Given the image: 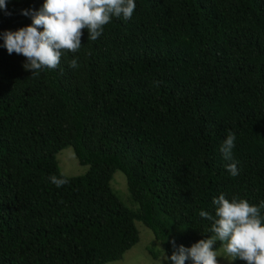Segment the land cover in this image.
I'll use <instances>...</instances> for the list:
<instances>
[{
    "label": "trees",
    "instance_id": "obj_1",
    "mask_svg": "<svg viewBox=\"0 0 264 264\" xmlns=\"http://www.w3.org/2000/svg\"><path fill=\"white\" fill-rule=\"evenodd\" d=\"M43 2L6 0L0 34ZM135 4L38 74L0 35V264L115 261L138 241L136 220L170 256L172 240L212 234L199 213L214 215L219 194L264 201V0ZM230 131L237 176L220 151ZM66 146L90 167L57 188L48 177ZM115 170L136 209L110 188Z\"/></svg>",
    "mask_w": 264,
    "mask_h": 264
},
{
    "label": "clouds",
    "instance_id": "obj_2",
    "mask_svg": "<svg viewBox=\"0 0 264 264\" xmlns=\"http://www.w3.org/2000/svg\"><path fill=\"white\" fill-rule=\"evenodd\" d=\"M135 8V0H44L38 10H21L22 15L31 18L30 24L15 31L5 30L0 35L8 54L22 55L25 57L24 69L38 74L45 68L56 69L65 51L78 52L83 30H87V39L95 41L113 17L127 21L132 18ZM0 9L11 15L6 0H0ZM68 63L73 69L80 66L77 58ZM235 140V133L230 131L220 145L224 159L231 161L226 168L233 176L239 174L237 162L233 159ZM48 179L57 188L69 182L63 173L50 175ZM213 204L214 215L204 210L199 213L212 222V234L190 247L177 246L172 240L174 250L162 260H170L172 264H186L187 261L191 264H219L216 248L219 242L231 261L239 259L244 264H264V217L261 216L264 201L257 206L244 198L229 200L221 193L213 198Z\"/></svg>",
    "mask_w": 264,
    "mask_h": 264
},
{
    "label": "rangeland",
    "instance_id": "obj_3",
    "mask_svg": "<svg viewBox=\"0 0 264 264\" xmlns=\"http://www.w3.org/2000/svg\"><path fill=\"white\" fill-rule=\"evenodd\" d=\"M25 63V62H24ZM23 63V64H24ZM56 161L61 173L65 176H79L86 173L89 165H81L74 154L71 146H66L55 154ZM110 188L118 196L120 201L128 208L136 209L127 190L126 179L123 173L115 170L110 180ZM135 226L139 231L138 241L124 254L120 259L105 262L103 264H170L169 260H162L166 255L159 241H157L153 233L141 221L136 220ZM218 250L219 264H230L232 261L223 253L220 244L216 245Z\"/></svg>",
    "mask_w": 264,
    "mask_h": 264
}]
</instances>
